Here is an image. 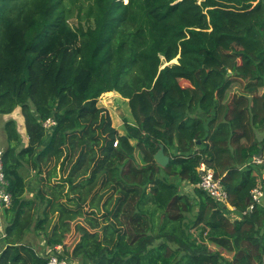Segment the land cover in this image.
Listing matches in <instances>:
<instances>
[{
  "label": "trees",
  "instance_id": "obj_1",
  "mask_svg": "<svg viewBox=\"0 0 264 264\" xmlns=\"http://www.w3.org/2000/svg\"><path fill=\"white\" fill-rule=\"evenodd\" d=\"M112 91L133 117L123 133L98 104ZM17 108L28 141L5 122L12 204L0 264H47L21 244L39 204L25 195L26 166L48 202L36 226L56 218L49 246L64 248V218H86L85 191L101 176L100 190L112 189L95 231L63 249L71 261L262 264L264 204L252 189L264 188V161L254 162L260 150L264 159V0H0V113ZM161 144L166 166L154 157ZM202 163L234 212L198 186Z\"/></svg>",
  "mask_w": 264,
  "mask_h": 264
},
{
  "label": "rangeland",
  "instance_id": "obj_2",
  "mask_svg": "<svg viewBox=\"0 0 264 264\" xmlns=\"http://www.w3.org/2000/svg\"><path fill=\"white\" fill-rule=\"evenodd\" d=\"M238 90H239V84L235 83L233 85V87L231 88L230 92H235ZM98 104H99V106H103V107L107 108V110L109 111V113L112 117L113 125L120 132H124V130H125L123 118H128V120L133 122V117H132V114L130 111L128 100L126 98H124L123 96H121L119 93H117V92L108 93V94L104 93L103 95L100 96ZM9 119H15L16 121L19 122V124L24 125V120L22 118L20 108H17L13 113H10V114H1L0 113V149H4V150L8 146V140L6 139L7 133L5 131L4 124ZM22 129L24 131V133L22 134L23 135L22 136V138H23L22 143L26 144V141H27L26 134L27 133L25 130V126L24 127L21 126L20 130H22ZM261 134L263 135L264 132H262ZM261 159H263V158H261ZM263 161H264V159H263ZM25 170H26V173L31 172V174H29V179L26 176L27 177V187L29 188V190L31 188L35 187L33 197H31V198L37 199L38 200L37 203H39L40 205L38 204L39 206L37 205V207L34 210L29 212L30 215H28V218H27L28 227L26 229H24L22 231V233L20 234V237H22L21 244H28V245L32 246L38 252V254L42 255L44 253L45 247L46 248L49 247L47 242H48L49 236L51 235L52 227L54 225V221L56 220V218L55 219L54 218L53 219H50V218L47 219V221L44 223L42 228H38L36 226L38 220L40 219V217H42V210L44 209L45 206H47L48 202H44V203L39 202L40 198L37 197V195H36V193L39 191V189H40V192H43V190L41 189V182L39 181L40 180L39 178H41V176L38 175L37 171L32 169L30 166L26 167ZM262 171H263V175H264V169ZM103 180H104L103 176H101L97 183H95L93 186H91L90 188H88L85 191L84 199L82 200V202L84 204L83 205L84 206L83 211H84V215H86V218H84V219L79 218L77 220V217H73L71 220H69L66 217V218H64V220H66V223H64V225L60 228V230H58V232L61 235L63 233L65 244H66L63 246L69 252L72 251L74 245L77 243L80 236L84 232H89V231L94 232L95 231L94 226L98 225L95 223V221L101 222V218H102L100 215L101 214V204H102L103 200L106 198V196L112 192V189L100 190V187H101ZM179 185H180L179 189L181 192L186 193L188 191L193 190L192 185H189V183H187V182H181V183H179ZM44 190L47 191L48 196L50 198L54 199L56 191L53 190V187L49 183L44 182ZM99 191H101V192L99 193V195L95 199L94 205L90 206V199L96 194V192H99ZM262 204H264V199H263ZM32 214H33V216H31ZM2 220H3V226L1 228V230H4V232H5V227H6L5 217H3ZM4 232L2 233V235L4 234ZM194 232H196V231L194 230ZM4 246H5V244L3 242V239H1L0 240V251L1 252H2V249ZM210 246L212 248H215L211 244H210ZM1 252H0V254H1ZM226 255H228L229 258H231V255H229V254H226ZM75 263L79 264V261L75 262Z\"/></svg>",
  "mask_w": 264,
  "mask_h": 264
},
{
  "label": "built area",
  "instance_id": "obj_3",
  "mask_svg": "<svg viewBox=\"0 0 264 264\" xmlns=\"http://www.w3.org/2000/svg\"><path fill=\"white\" fill-rule=\"evenodd\" d=\"M55 124L56 121L53 118H49L44 122V126L47 128L48 132H51V129ZM261 158L263 157L255 156L254 162L257 164L262 163L263 159ZM199 170L202 174L198 186L207 191L218 203L226 204L230 210L234 212L235 208L229 205L228 191L224 187L221 178L216 176L214 169L202 163ZM8 186L9 182L4 171V149H0V219L3 218L5 210L12 204V193L9 191ZM252 197L254 202L262 204L264 199V188L255 187L252 189ZM253 207L254 205H250L248 210L251 211ZM243 214H245V212ZM62 252V245L57 244L49 246L48 248L45 247L42 256L48 258L47 264H76L74 261L67 259L65 256H61ZM262 264H264V255L262 258Z\"/></svg>",
  "mask_w": 264,
  "mask_h": 264
},
{
  "label": "water",
  "instance_id": "obj_4",
  "mask_svg": "<svg viewBox=\"0 0 264 264\" xmlns=\"http://www.w3.org/2000/svg\"><path fill=\"white\" fill-rule=\"evenodd\" d=\"M171 62H177V59H174ZM256 156L261 157L262 156V150L259 151V153L256 154ZM155 160L161 165V166H166L169 163L170 157L165 153L164 150V145L161 144L160 145V149L158 150V152L155 154ZM200 175L202 174V172H199Z\"/></svg>",
  "mask_w": 264,
  "mask_h": 264
},
{
  "label": "crops",
  "instance_id": "obj_5",
  "mask_svg": "<svg viewBox=\"0 0 264 264\" xmlns=\"http://www.w3.org/2000/svg\"><path fill=\"white\" fill-rule=\"evenodd\" d=\"M107 94L108 93H113V91L112 92H106ZM17 124H18V130H19V132H20V134H21V136H23L22 134L24 133V131H23V129L22 130H20V128H21V126H23L24 127V125H21V124H19V122L17 121ZM21 125V126H20ZM20 127V128H19ZM121 133H123V132H121ZM26 136H27V134H26ZM7 139V138H6ZM22 140H23V138H22ZM27 141H28V138H27ZM27 141H26V144H27ZM26 167H28V166H26ZM26 167H24L23 169H22V171H23V174H24V176L26 177H28V179H29V174H31V172H27L26 173ZM27 177H26V180H27ZM34 188L35 187H33V188H31L30 190H29V188L27 187V189H26V193H25V195H26V197L27 198H31V197H33V194H34ZM4 217V216H3ZM2 226H3V220L2 219H0V240L2 239V236H4V235H2V233L4 232V230H1V228H2Z\"/></svg>",
  "mask_w": 264,
  "mask_h": 264
},
{
  "label": "bare ground",
  "instance_id": "obj_6",
  "mask_svg": "<svg viewBox=\"0 0 264 264\" xmlns=\"http://www.w3.org/2000/svg\"><path fill=\"white\" fill-rule=\"evenodd\" d=\"M112 99V98H111ZM121 99V98H120ZM125 101V100H124ZM126 109V108H125ZM128 109V108H127Z\"/></svg>",
  "mask_w": 264,
  "mask_h": 264
}]
</instances>
